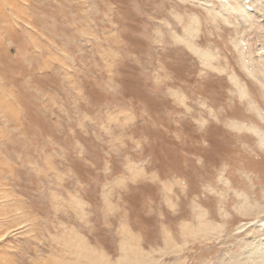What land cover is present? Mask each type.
Wrapping results in <instances>:
<instances>
[{
  "label": "rangeland",
  "instance_id": "obj_1",
  "mask_svg": "<svg viewBox=\"0 0 264 264\" xmlns=\"http://www.w3.org/2000/svg\"><path fill=\"white\" fill-rule=\"evenodd\" d=\"M234 1L0 0V264L250 263L261 89L232 41L264 57V0Z\"/></svg>",
  "mask_w": 264,
  "mask_h": 264
},
{
  "label": "bare ground",
  "instance_id": "obj_2",
  "mask_svg": "<svg viewBox=\"0 0 264 264\" xmlns=\"http://www.w3.org/2000/svg\"><path fill=\"white\" fill-rule=\"evenodd\" d=\"M235 1H234V3H236L238 5L237 7L235 6L236 9H237V13L239 14L238 16H240V17L243 16V18H242L243 20H248V16L246 14H249V15L253 14L255 16L257 15L256 16L257 18L259 16H262L261 13L263 14V12H261V11H262L263 8H259V6L252 4V5L256 6V9H254L253 11H250V10L247 9V6H246L247 4L246 3H243L242 1H237V0H235ZM225 4L226 3H221L220 2L218 7L210 5V7H207L206 12L212 19L213 18L215 19L219 14L223 15L225 23L235 27L238 30L237 33H240L242 35L247 30L246 29V27L248 28L247 25H252L255 21L252 22L251 20H248V24L247 25L241 24L239 22V21H241L240 17L237 20L238 16L237 17L234 16L235 13L234 12L232 13L231 11H229V10H231L230 9L231 6L228 7ZM236 9H234V10H236ZM231 14H234L233 17H235V20H236L234 23L230 20L231 19L230 18ZM245 16H247V19L244 18ZM259 22H257L256 25H260ZM238 23H240V24H238ZM189 28H191L192 30L195 29L193 24L190 25ZM242 38H240V39L242 40ZM232 42H233L232 44H233L234 48L237 51V54L241 57V64L240 65L242 66V68L244 69L246 74H248L249 76L255 78L260 83L259 86H260V89H261L260 90L261 91L260 92L261 93V95H260L261 98H259L257 101L255 100V103H256L255 105H251L249 101H248V104H250V108H249L250 111L253 112V119L254 120L251 123H256L257 124L256 127H251L252 132H250V133H253L256 136L257 146L260 149L264 150V117H263V114H262L263 109H264V57H262L260 59L259 53L261 51L259 49V50H257L258 54L256 56L251 55L250 52H252V51H250L248 53L249 59L248 60H244V57H243L244 51L242 52V45L243 44L241 42H239V39H236V40H234ZM262 44H264V43H262ZM188 45L193 50V52H195L197 54V56L199 57V60L204 65L211 66L212 60L214 59V55L212 54V52L210 53L209 50H204V49L198 48L191 41L188 42ZM247 48H248V45H247ZM245 50H246V48H245ZM246 57H247V55H246ZM249 65L251 67H249ZM229 79L231 80V83L232 82L234 83V85H239V80H237V77L235 76V74H231ZM236 87L239 88V96L241 98L246 96V90L244 88H240L239 86H236ZM236 90H237V88H236ZM259 117L260 118L262 117L261 118L262 120H260ZM232 127H235L237 129H240V130H244L245 128L248 129L247 125H244V124H235V123H233ZM237 198H238V202L235 205V207H236V209L238 211H240L242 213V215H244L243 213H245V215L246 214H253V217H257L258 213L264 211V203H261V204H258V205L250 204L249 199L243 193L239 194ZM256 222H260V224H257V225H259L260 227H264V222H261L260 219H257ZM252 247H253L252 249L248 248V250H247V251L250 250V252H251V255H249L250 263L251 264H264V238H261L259 241H256V244L252 245ZM252 257H255V258H252Z\"/></svg>",
  "mask_w": 264,
  "mask_h": 264
}]
</instances>
